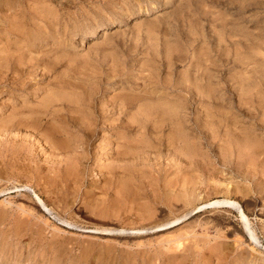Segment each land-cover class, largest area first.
Instances as JSON below:
<instances>
[{
	"label": "rangeland",
	"instance_id": "1",
	"mask_svg": "<svg viewBox=\"0 0 264 264\" xmlns=\"http://www.w3.org/2000/svg\"><path fill=\"white\" fill-rule=\"evenodd\" d=\"M0 78V124L37 123L0 134V264H264V0H0ZM54 96L64 121L40 122Z\"/></svg>",
	"mask_w": 264,
	"mask_h": 264
},
{
	"label": "bare ground",
	"instance_id": "2",
	"mask_svg": "<svg viewBox=\"0 0 264 264\" xmlns=\"http://www.w3.org/2000/svg\"><path fill=\"white\" fill-rule=\"evenodd\" d=\"M219 61V60H218ZM160 63V62H159ZM1 79V78H0ZM2 80V79H1ZM3 81V80H2ZM4 83V82H3ZM78 86V85H77ZM188 86H186V88H187ZM139 92V91H138ZM152 92V91H151ZM153 93V92H152ZM186 93H188L187 91H186ZM53 95V94H52ZM131 95H137V94H131ZM57 97V96H56ZM55 96H54V98H52V99H49L48 101H47V105H45V103H44V105H43V110L42 111H38V112H36L35 114H38V116H37V118H38V120L40 121V122H43V121H48L47 120V118L48 119H50L52 122H53V120H54V122L56 121V122H59L60 123V121H62V118L59 116V114H57V112H58V105H60V104H58L57 102H58V100H57V98H56ZM135 99H136V97L135 96H133ZM133 97L132 98H129V97H121V100H123V102H122V104H120V106H118V110L120 111V112H123L124 110H126V109H128L129 108V106L132 104V99H133ZM186 97V96H185ZM91 98V97H90ZM138 98V97H137ZM141 98V97H140ZM142 99V98H141ZM183 99H184V97H183ZM91 100V99H90ZM149 100H151V99H149ZM186 100H188L187 98H186ZM185 100V101H186ZM60 101V100H59ZM138 101V100H137ZM183 101V100H182ZM148 104H149V102H148ZM152 104V103H151ZM155 104V103H154ZM65 105V104H64ZM155 105H157L158 106V104H155ZM186 105V106H185ZM153 106V105H152ZM184 109H185V112H184V116L182 117L181 116V120H180V122H181V124L182 125H185L186 123H188V116H189V113H188V105H187V103L186 104H184ZM259 106V105H258ZM42 107V106H41ZM159 107H160V105H159ZM260 107V106H259ZM158 108V107H157ZM183 108V107H182ZM166 109V108H165ZM178 109V108H177ZM168 111V110H167ZM170 111V110H169ZM23 112V111H22ZM16 113L15 115H13L12 117H9V118H7V120L5 119L1 124H0V134L2 135V133H4L5 134V131L6 132H8V130H10V129H8V128H13V127H24V126H27V127H31V129L32 128H36V124L34 125V123H25L26 121H28V120H31V117L30 118H28L27 119V117H29V116H26V115H24L23 113ZM25 112V111H24ZM62 112V111H61ZM111 112V111H110ZM152 112H154V111H152ZM163 113V112H162ZM32 114V113H31ZM62 114V113H61ZM177 114V113H176ZM64 115V114H63ZM67 115V114H66ZM97 115V114H96ZM95 115V116H96ZM104 115H106L105 114V111H103L102 112V114H101V116L99 115V119L100 120H103L104 119ZM171 115H173V114H171ZM174 115H175V113H174ZM24 116V117H23ZM34 116V115H33ZM71 116V115H70ZM109 116V115H108ZM66 117H68V118H70L69 117V115L68 116H66ZM74 117V116H73ZM106 117H107V115H106ZM152 118H150L149 116H146L145 117V121H143L142 122V124L141 125H139V127L143 130V135L145 136V137H148L149 139H151V142L153 143V144H156L157 142H158V140L157 139H155V138H153V136L154 135H158L161 131L160 130H162L163 128H162V124L160 125V124H157V123H155L154 121V123L155 124H153V123H149V121L150 120H154L157 116H151ZM93 118V117H92ZM109 118V117H108ZM172 118V117H171ZM170 118V119H171ZM183 118V119H182ZM73 119V118H72ZM83 119V118H82ZM88 119V118H87ZM69 120V119H68ZM104 120H106V119H104ZM157 120V119H156ZM64 121V120H63ZM62 121V122H63ZM97 121V120H96ZM157 121H160V120H157ZM73 122H74V120H73ZM165 122V121H164ZM80 123V122H79ZM161 123H162V119H161ZM140 124V123H139ZM167 124H169V123H167ZM165 125V124H164ZM40 126V125H39ZM73 126V125H72ZM180 126V125H179ZM45 127V126H44ZM78 127H80V128H78V129H80L79 130V133H81L82 134V138L81 139H86V138H88V137H91L92 136V133H93V131H94V129L93 128H95L96 127V125H94V124H84V126L82 125V126H78ZM19 128H16V130L17 129H19ZM26 128V127H25ZM162 128V129H161ZM175 128V127H174ZM177 128V127H176ZM8 129V130H7ZM13 130V129H12ZM29 131H30V129H28ZM66 130V129H65ZM174 130V129H173ZM172 130V131H173ZM4 131V132H3ZM19 131H21V130H19ZM32 131H34V130H32ZM43 132H44V136L46 137V138H48V142H47V145H49V147L51 148V150H53L52 152H54L55 150L56 151H58L59 153H58V155L60 154V155H70V156H68V157H71V155H72V153H74V152H76V150H78V149H81V150H83L84 149V147H85V142L83 143L82 142V140L81 139H77V140H70L69 138H68V135L69 134H66V136L67 137H65L64 136V133L65 132H61V128H55V127H50V128H46V129H44V130H42ZM42 131H41V133H42ZM66 131H68V130H66ZM96 131V130H95ZM171 131V130H170ZM175 131V130H174ZM188 131H189V129H188V126H183V133H182V135H181V145H182V147H181V149H182V152L183 151H185V152H189L188 151V148H189V146L191 145L190 144V142H189V140H188V138H189V136H188ZM71 132V131H70ZM69 132V133H70ZM92 132V133H91ZM179 132V131H178ZM39 134V133H38ZM174 134V133H173ZM177 134V133H176ZM179 134H181V133H179ZM34 135V134H33ZM175 135V134H174ZM173 135V136H174ZM171 136V135H170ZM169 136V137H170ZM180 136V135H179ZM57 137L60 139H57ZM71 137V136H70ZM76 137V136H75ZM167 137H168V135H167ZM168 137V138H169ZM23 138V137H22ZM90 139V138H89ZM161 139V138H160ZM159 139V140H160ZM88 140V139H87ZM179 141L178 142H180V139H178ZM84 141V140H83ZM138 141V140H137ZM161 141V140H160ZM169 141V140H168ZM174 141H176L175 139H174ZM46 142V141H45ZM67 142V143H66ZM141 142V141H140ZM158 143H160V142H158ZM172 143V142H171ZM168 144H169V142H168ZM174 144V143H173ZM158 145V144H157ZM167 144H165V146H166ZM177 145V144H176ZM264 145V144H263ZM164 146V145H163ZM172 146V145H171ZM178 146V145H177ZM193 146V145H192ZM158 147V146H157ZM264 147V146H263ZM87 148V147H86ZM152 148H154L153 146H152ZM156 149V148H155ZM262 149V148H261ZM147 150H150L149 148L147 149ZM83 151H85V149L83 150ZM152 151V150H151ZM154 151V150H153ZM130 152V151H129ZM156 152H158V151H156ZM174 151H172V153H173ZM57 153V152H56ZM184 153V152H183ZM168 154H170V153H168ZM176 154V153H175ZM182 154V153H181ZM264 154V153H263ZM74 155V154H73ZM73 155H72V157H71V159L72 160H74V157H73ZM130 155H132V154H129L126 150L124 151V152H120V153H117V156H116V161L119 163V162H121V161H125V160H128L130 157H134V154L132 155V156H130ZM177 155V154H176ZM183 155V154H182ZM67 156H65L66 158H68ZM172 156H174V154L172 155ZM83 159H85V157L84 156H78V157H76V160L75 161H73L74 163H77V164H80L81 163V161H83ZM141 161V160H140ZM184 161V160H183ZM116 162V163H117ZM186 162V161H185ZM117 163V164H118ZM134 163V162H133ZM186 164H187V162H186ZM80 167V166H79ZM115 168H116V166H115ZM117 168H119L120 169V167L118 166ZM19 169V168H18ZM76 171H77V167H76V165H75V168H74ZM83 169V168H82ZM116 170L117 169H110L109 171H110V174H111V177H110V180H111V178H113L115 175H116ZM123 170V169H122ZM125 171H126V169H124ZM20 172V171H19ZM78 172V171H77ZM126 172H128V171H126ZM188 172V171H187ZM38 173V175H40V173L39 172H37ZM42 173V172H41ZM124 173V172H123ZM134 173V172H133ZM136 173V172H135ZM134 173V174H135ZM30 174V173H29ZM70 174V173H69ZM129 174H130V172H129ZM26 175V174H25ZM37 175V174H36ZM37 175V176H38ZM136 175V174H135ZM65 176V179H68V176L69 175H67V174H64L63 175V177ZM118 176V175H117ZM121 176V175H120ZM132 176V175H131ZM39 177H41V176H39ZM102 177V176H101ZM134 177V176H133ZM30 178H32V177H30ZM34 178V177H33ZM36 178V177H35ZM44 178V177H43ZM46 178V177H45ZM76 178H77V176H76ZM84 178V177H83ZM135 178V180L136 179H138V178H140V177H138V178H136V176L134 177ZM76 180H78V179H76ZM114 180V179H113ZM116 180V179H115ZM134 180V179H133ZM132 180V181H133ZM134 180V181H135ZM139 180V179H138ZM185 180V179H184ZM47 181V180H46ZM74 181H75V179H74ZM50 182H52V181H50ZM69 182V181H68ZM144 182V181H143ZM174 182H175V186H176V181H173V184H174ZM44 183H46V182H44ZM55 183V182H54ZM138 183H141V181L140 182H138ZM145 183V182H144ZM143 183V184H144ZM169 183H171V181L169 182ZM183 183V182H182ZM181 183V184H182ZM67 184V183H66ZM168 184V183H167ZM180 184V185H181ZM185 185H186V183H184ZM42 185H43V183H42ZM41 185V186H42ZM44 185H46V184H44ZM170 185V184H169ZM169 185H166L167 187L169 186ZM183 185V184H182ZM39 186V188H40V185H38ZM47 186V185H46ZM68 186V185H67ZM188 186V185H187ZM171 187V186H170ZM180 187V186H179ZM45 188V187H44ZM139 188H140V186H139ZM139 188H137V191H138V189ZM164 188V187H163ZM172 188V187H171ZM182 188H184V187H182ZM191 188V187H190ZM46 189V188H45ZM44 189V190H45ZM135 190H136V188H134ZM141 189H142V186H141ZM129 190V189H128ZM127 190V193L129 192V191H131V190H133V189H131V190H129L128 191ZM143 190V189H142ZM173 190V189H172ZM182 190V189H181ZM185 189H183V191H184ZM137 191H135V193L137 192ZM144 191V190H143ZM165 191H168V190H165ZM188 191V190H187ZM190 191V190H189ZM41 192V191H40ZM44 192V191H43ZM122 192H124V191H122ZM126 192V191H125ZM132 192H134V191H132ZM131 192V193H132ZM140 192H142V191H140ZM169 192V191H168ZM52 193V192H51ZM131 193H129V195H131ZM135 193H134V195H135ZM139 193V192H138ZM136 194L137 196H140L139 194ZM189 193V192H188ZM188 193H187V195H188ZM44 194V193H43ZM153 194V193H152ZM171 194H172V192H171ZM128 194H126V196H127ZM128 195V197H130ZM141 195H143V193L141 194ZM170 194H168V196H169ZM133 196V195H132ZM156 197H157V195H156ZM132 198V197H131ZM156 199V198H155ZM155 199H153V200H155ZM166 199V198H165ZM188 199V198H187ZM131 200V199H130ZM136 200V199H135ZM157 201H158V198L156 199ZM190 200V199H189ZM40 201V203H41V205L43 206V208H46V205L43 203V202H41V200H39ZM177 201V200H176ZM226 204H228V201L227 200H225V201H216V202H213V203H208V204H206V205H204V206H200V208L201 209H203V208H206L207 206L208 207H212V206H221V205H226ZM119 208V207H118ZM238 209H239V211H240V216H241V220H242V222H243V224H244V227L247 229V232H248V234H249V236H250V238H251V240L254 242V243H258V241H257V238H256V236L254 235V233H253V231L250 229V227H249V222H248V220H247V218H246V216L244 215V213L240 210L241 209V207H238ZM184 212V211H183ZM175 213V212H174ZM188 214V213H187ZM187 214H182L180 217H175V219H173V220H171L170 222H167V223H165L164 224V222H163V225L161 224V226H157V228H163V227H166V226H176V225H178L179 223H181V220L183 219V218H185L186 216H187ZM170 220V219H169ZM68 224V223H67ZM158 224V223H157ZM159 225H160V223H159ZM154 227H156V225L154 226ZM177 241V240H176ZM174 243V242H173Z\"/></svg>",
	"mask_w": 264,
	"mask_h": 264
}]
</instances>
